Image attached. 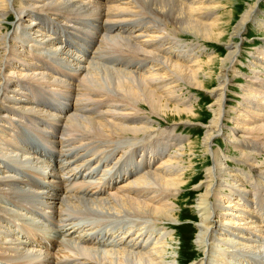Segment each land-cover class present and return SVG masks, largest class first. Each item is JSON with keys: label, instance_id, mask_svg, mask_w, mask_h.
<instances>
[{"label": "bare ground", "instance_id": "1", "mask_svg": "<svg viewBox=\"0 0 264 264\" xmlns=\"http://www.w3.org/2000/svg\"><path fill=\"white\" fill-rule=\"evenodd\" d=\"M219 6L218 0H0V196L24 198L36 211L60 220L56 236L51 230L56 223L29 210L34 219L48 222L39 225L47 238L41 232L39 240L30 239L31 247L9 239V229L0 222V264H182L191 258L194 252L175 263L177 240L157 225L180 218L174 197L189 182L196 154L195 140L184 147V136L169 127L197 117L198 97L190 90L207 88L210 120L198 130L213 165L206 169L207 181L202 178L197 185L199 264H218L216 255L222 249L209 244L214 241L234 249L242 244L246 253L238 264H264V175L256 174L264 172V121L253 124L251 118V108L264 103L263 44L250 52L251 74L242 75L259 81L255 91L243 84L236 92L239 104L228 107L231 72H236L244 50L240 40L250 25L264 29V16L259 18L260 5L253 2L232 27L224 55L198 60L207 48L203 44L225 38L219 14L225 6ZM223 12L229 27L236 14L232 9ZM11 13L13 29L5 24ZM61 16L99 23V45L85 54L88 59L82 61L80 53L66 47L71 43L57 30L75 26L59 23ZM86 45L75 49L83 53ZM33 55L51 58L53 66L71 67L78 83L51 75ZM47 88L75 95L68 113L41 107L38 97L48 96ZM253 99L259 103L254 105ZM53 109L64 110L65 104L57 101ZM229 112L231 126L225 123ZM45 118L51 121V131L42 134ZM58 125L60 137L54 135ZM24 130L39 134L30 138L43 139L47 155L33 152L16 137H23ZM250 131L263 139L236 148L238 160L233 162L244 170H232L229 155L213 149L214 139L221 134L235 142L237 133L246 137ZM90 147L97 153L87 155ZM126 160H134L140 171L126 167ZM25 177L41 182L31 185ZM225 200L228 204L222 203ZM5 204L0 209L23 214L21 206L9 209L10 202ZM75 216L85 217L87 225L68 223ZM97 230L102 231L94 234ZM180 242L185 254L182 236Z\"/></svg>", "mask_w": 264, "mask_h": 264}, {"label": "rangeland", "instance_id": "2", "mask_svg": "<svg viewBox=\"0 0 264 264\" xmlns=\"http://www.w3.org/2000/svg\"><path fill=\"white\" fill-rule=\"evenodd\" d=\"M229 1H230V3H229ZM255 1L260 5L259 7H260V10L262 11L261 13H264V0H218V2L220 3L219 7L222 8L225 6L226 10L232 9L234 11V13L236 14L235 15L236 18L232 20V22H231L232 25L230 24L229 27L228 26L226 27V21L228 19V15L223 12L225 10L224 8L220 10L221 12L219 14H220L221 26L224 27V28H222L224 31L226 30L225 38H223L220 43L203 44V46H206L207 48H202V51L204 53L199 52L198 60L199 59H203V60L208 59V57H209L208 54H214V55L219 54L220 56L224 55V53H223V51L225 50V47H224L225 44L224 43L230 39L229 34L232 30V27L235 26L237 20L240 18L241 14H243V12L248 8V6ZM261 13H260V15H258L259 18L264 16ZM11 18H12V20L14 19L13 13H11L7 16L5 24L7 26L12 25L11 27L13 29V24H11L9 22ZM45 18H46V20H45L44 24L47 26L48 18L47 17H45ZM59 19H58V21H60L59 23H62V24L66 23L69 25H71L73 23L75 26L74 29H68V30L59 29V30H57L58 33H60L59 35L64 34L68 38L69 43H71L68 45H66V44H64V45H66V47H68V48L71 47L70 49L76 51L75 53H77V54L80 53L79 55H80V57H82V61L88 59L89 56L85 55V54H88V52L90 54L99 45L98 44L99 42H97V40L99 41L98 32H100V30L97 28L99 23L98 22L88 23V22L83 20L84 18L82 20L81 19L77 20V18L69 17V16H61ZM84 22H86V23H84ZM80 23L81 24L83 23V24L81 25ZM259 28L260 27L255 26V24L250 25L248 27V30L242 35V39L240 40V43H241L244 50H243V54L241 55V57H239L238 64H236L238 67V68H235L236 72H234V70H232V72H231V75L233 78V83L230 86V91H228V95L230 98V99H228V107L229 108H230V104L234 105V106L235 105L237 106L239 104V103L237 104L239 99H238V94L236 92L237 91L241 92V87L243 84L247 83L248 89L255 91V89L257 87V83L259 82V81L255 80V78L244 79L242 76L243 73L244 74H251L249 69H248L249 59H251V53L250 52H256L257 48H260L262 46V44L264 45V29H261V28L259 29ZM12 29H11V31H12ZM67 31H70V32L68 33ZM46 33H47V31H46ZM69 34L72 36V38ZM87 35H88V38H87ZM69 37L71 40L69 39ZM72 39H73L74 43H73ZM185 40L190 41V42L192 41L189 39H185ZM78 41L84 42V44H82ZM85 43H87V45H86V49L83 52L84 54L81 53V51H78L75 49V48H81V45H85ZM214 46H216V47H214ZM38 57H39V59H37ZM31 58H34L35 59L34 61L37 60L39 65H41L43 68L47 69L51 75H55V76H57V78H62V79H66V80L69 79V81H72L74 83H78L79 79L71 71L72 70L71 67L69 70L68 66H66L68 68V70L65 71V69H67L64 67L65 65L64 66L63 65L62 66H56V65L53 66L52 64H49L50 63L49 59H51V58L48 59L47 57L44 56V57H41L42 58L41 59L40 56H38V55H33V56H31ZM258 65L261 66V64L259 62H258ZM216 66L217 65H215V68H216ZM62 68H63V70H62ZM59 71L60 72L62 71L61 74L56 73ZM237 72H241V73H237ZM71 74H73V75H71ZM66 75H68V77H70V78H68ZM238 75H240V76H238ZM71 76L74 78H72ZM261 76H264V73ZM73 79H75V80H73ZM47 89H48L47 91L49 92L48 96L52 97L56 102L57 101L58 102L63 101V103L65 104V109L60 110V111H56L55 109L49 108L47 105H44V104L41 107H43L44 109L46 108V110H48L50 112H61L62 114L68 113L70 111V109L72 108L73 103L76 100L75 95L71 92H68V91H63V90H56L55 91L54 90V92H51L53 89H50V88H47ZM197 91L202 92V93H198L196 91L190 90V92H193L195 94V96L198 97V98L194 99V105H195L197 112H198L197 117L191 118L192 119V120L190 119L191 121H184L185 123H181L180 126H178V127H177V125H170V127H169V128H171V130L175 129L177 135L184 136V138L186 139L184 141V147L189 142H193L194 140H195V144H196V148L194 149L196 154L193 156L194 157L193 158L194 163L192 164V166L190 168L191 170H189L188 175H187V178L190 180H188L189 182L185 185V187H183V189L179 193L176 194V197H174V201L176 202L175 209H176V212L178 214H180L179 215L180 218H178L177 220H174V222L170 225L168 223H166L167 221H165V220H162V221H164L163 223H165V225L164 224H158L157 225L158 227H164L167 230H169V231H167V233H171L173 238H175L177 240L175 248H174V250H175L174 251L175 263H178L179 260H182V261H183V259L185 260L186 256H187V258H189L188 253L190 254V253L194 252V255L191 258H189L188 260H186L185 263H182V264H190L192 262V260L198 261L197 264H199L200 260L202 259V256L199 255V252L197 251L199 249V244L197 242L198 232H196V230L194 229L195 225H197V223H198L197 221L200 219V212H199V209L197 207L198 195H199V191H198L199 189H198L197 185L200 184L202 178L207 181L206 169L208 167V164L211 166L213 165V157H212L211 151L207 150L208 155L205 154V152L203 150V139H202L204 136L202 134V131L198 130V128H200V126L203 125L202 123L210 120L211 107L209 105L211 104V101H210L211 96L207 92L208 88L206 91L205 90H201V91L197 90ZM55 92L57 93V95ZM252 101L254 102V105L259 103V100H257V99H253ZM52 107H54V105ZM260 107H263V108L261 109ZM260 107L258 109L251 108V110H255V112L252 113L253 116L251 117L252 120L254 121L253 124H260L264 121V118H263L264 103L263 102H260ZM63 112H65V113H63ZM2 113H5V111H3ZM202 116L204 118H202ZM199 117L201 118V119H199L201 121H199L198 119L196 120V118H199ZM185 119L187 120L188 117H186ZM159 121H161V120L159 119ZM49 122H51V121L47 120V118H45L44 120L42 119V130H41L42 134H44V133L47 134L48 131H51L49 129V127H47ZM225 123L227 125H230V126L232 125V123L230 122V112L228 114V118L226 119ZM59 125H58L59 128L56 130L57 132L54 133V135L58 136V137H60V134L62 132ZM55 127H57V125ZM228 131L229 130L225 129V134H226L225 136H228ZM2 132L3 131L1 130V133ZM253 134L255 135V132L250 131V133H248V135L246 137H244L243 135H240L239 133H237V136L235 137V142H231L232 140H230V137H229V139H226L227 137L222 136L221 134H218L214 139V143L212 144V147L214 150H216V149L217 150L218 149L223 150V152L226 156L229 155L228 159H227V163H228V160H230V163H228V164L232 170L235 167L237 168L238 166H239L238 167L239 169L244 170L243 166H240L239 164H236V162H233L235 160L236 161L238 160V157L236 156V153H237L236 148H240L244 142H257V141H261L263 139L262 137H253ZM235 143H238V144H235ZM138 147H142V145L138 146ZM188 147L189 146H187V149H188ZM59 150H60V148H59ZM131 151H133V150H131ZM131 151H129V152H131ZM96 153H97V151L90 147V150L87 153V155H92V154H96ZM67 161L68 160L65 159L64 164ZM23 170H26V169H23ZM256 174L257 175H264V172H262V174H259L258 172H256ZM19 176L21 177L23 175L19 174ZM25 178H27V177H25ZM27 179H28L27 182H31V185H34L35 182L33 181V179H29V178H27ZM30 190H34V187L30 188ZM74 194L81 195L79 192H75ZM12 198H18V197L17 196H14V197L8 196V198H7V197H1L0 196V206H6L5 202L8 200L10 202V204H8L7 207H9V209H16L15 203H14ZM226 200L223 201L222 203L224 204V202H225L226 204H228ZM27 209L28 208H25L22 212L25 213L24 218L27 220H30L29 218H34V217L30 214L29 209L28 210ZM226 209L227 208H223V210H226ZM38 210H40V209H38ZM19 213H21V212H19ZM76 217L77 216H75L74 221H70L68 223L72 222V224H81V225H83L85 223V225H87V223L85 222V219H86L85 217H83V218L77 217V220H76ZM79 219L82 222L79 223V221H80ZM226 219H227V216L224 215L222 222L225 223ZM262 221L263 220H261V218H260V222L262 224H264ZM181 225H184V226L181 227ZM10 229H11V227H10ZM57 229H58V226H54L51 229L53 235H56V236L58 235ZM8 234L10 235V236H8L9 239H11V240L14 239L16 242L23 241V242H26V244L29 243L30 247L32 246V241H30V239L18 236L16 234L13 235V233H10L9 230H8ZM67 236H65V238L68 242ZM181 236H182V241H183V238L185 239L186 248H187V250L185 252L186 255L184 253L180 252V243H181L180 238H181ZM152 237H154V236H152ZM117 238H119V237L117 236ZM64 244L65 243H63V245ZM209 244L216 246L218 248V250H219V248L222 249L216 255V260H217L218 264H238L240 258L246 253V249L244 247H241L242 244H239V243H236V245L238 247H240L241 249L229 248L227 244H220L218 241L209 242ZM34 245H35V243H34ZM110 246L111 245H109L108 247H110ZM113 246L117 247L116 245H113ZM34 248L40 249V247H36V246ZM184 256H185V258H184Z\"/></svg>", "mask_w": 264, "mask_h": 264}]
</instances>
